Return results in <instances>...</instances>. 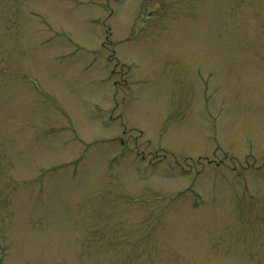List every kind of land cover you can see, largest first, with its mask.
Masks as SVG:
<instances>
[{
	"label": "rangeland",
	"instance_id": "obj_1",
	"mask_svg": "<svg viewBox=\"0 0 264 264\" xmlns=\"http://www.w3.org/2000/svg\"><path fill=\"white\" fill-rule=\"evenodd\" d=\"M0 264H264V0H0Z\"/></svg>",
	"mask_w": 264,
	"mask_h": 264
}]
</instances>
